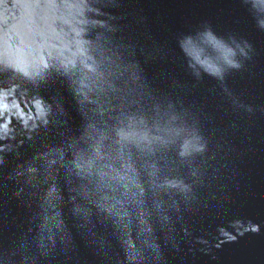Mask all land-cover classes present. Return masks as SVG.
<instances>
[{"label": "water", "instance_id": "obj_1", "mask_svg": "<svg viewBox=\"0 0 264 264\" xmlns=\"http://www.w3.org/2000/svg\"><path fill=\"white\" fill-rule=\"evenodd\" d=\"M258 21L264 0H0V264H264Z\"/></svg>", "mask_w": 264, "mask_h": 264}, {"label": "clouds", "instance_id": "obj_2", "mask_svg": "<svg viewBox=\"0 0 264 264\" xmlns=\"http://www.w3.org/2000/svg\"><path fill=\"white\" fill-rule=\"evenodd\" d=\"M259 25L264 28V21H258ZM231 66L233 67H239L240 65L237 63H232L231 61L229 62ZM47 64H45V68H47ZM15 71V69H13ZM26 77H28L27 73H24ZM31 79V77H28ZM17 87V85H13L12 88L13 90ZM7 89L0 88V117H3V114L9 110V105L5 102H3L6 99L5 93L7 92ZM33 107L36 109V113L41 117L44 118L46 116V112L43 109V102L41 99H35L33 102ZM17 112L19 113L21 119L23 120V123L27 125V120H24V112L22 109L19 108V105H17ZM46 122V121H45ZM11 123L10 118H5V121L2 125H0V128L7 129L8 125ZM199 138H197L198 140ZM204 149V145L199 144V143H192L191 141H185L184 144L181 146V151H180V156L185 157L187 155H190L192 151L195 152H202ZM169 187H178V185L172 181L167 182ZM186 189V186H184ZM260 230L259 226H256L255 228L252 229L251 232L253 233H258Z\"/></svg>", "mask_w": 264, "mask_h": 264}]
</instances>
